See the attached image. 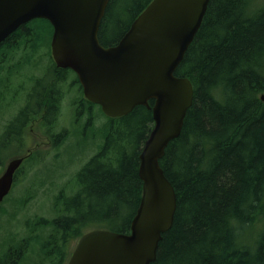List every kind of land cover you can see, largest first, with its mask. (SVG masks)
I'll use <instances>...</instances> for the list:
<instances>
[{
    "label": "trees",
    "instance_id": "trees-1",
    "mask_svg": "<svg viewBox=\"0 0 264 264\" xmlns=\"http://www.w3.org/2000/svg\"><path fill=\"white\" fill-rule=\"evenodd\" d=\"M150 1L110 0L99 43L115 45ZM48 33L51 25L34 19L0 43V116L9 75L18 63H32ZM175 75L190 80L194 95L180 135L160 160L177 204L152 264H264V0H209ZM38 92L37 87L34 95ZM40 100L33 99L31 107L37 109ZM101 115L104 129L87 133L101 139L99 147L71 177L75 193L56 195L55 217L37 216L22 233L3 235L0 264H26L31 255L32 264H65L72 241L91 222L128 233L141 197L138 156L152 128L151 111L137 106L122 117ZM16 123L0 131V171L23 150ZM38 152L22 163L20 173L24 165L26 170L42 162Z\"/></svg>",
    "mask_w": 264,
    "mask_h": 264
},
{
    "label": "water",
    "instance_id": "water-1",
    "mask_svg": "<svg viewBox=\"0 0 264 264\" xmlns=\"http://www.w3.org/2000/svg\"><path fill=\"white\" fill-rule=\"evenodd\" d=\"M110 0H0V43L18 27L44 19L52 27L51 56L77 75L83 94L109 118L135 107L151 111L153 126L140 153L141 197L128 233L93 229L76 242L66 264H152L162 235L172 226L177 198L160 166L181 132L193 103V86L175 71L198 32L209 0H151L120 40L99 43ZM264 100V96H261ZM152 101V105L149 104ZM24 157L0 174V205Z\"/></svg>",
    "mask_w": 264,
    "mask_h": 264
},
{
    "label": "rangeland",
    "instance_id": "rangeland-1",
    "mask_svg": "<svg viewBox=\"0 0 264 264\" xmlns=\"http://www.w3.org/2000/svg\"><path fill=\"white\" fill-rule=\"evenodd\" d=\"M126 18L130 17L128 16ZM126 20L128 21L129 19ZM50 38L51 35L48 33L44 39V45L42 48L43 52L48 50ZM45 62L46 59L43 60V62L42 59L40 60L41 67ZM33 72H37L36 67L24 64L20 69V77H18V75L15 76L14 74L9 75L11 88H16V86L22 82L27 87L29 82L28 78ZM23 97L24 95L22 93H18L14 100L17 99V102H19ZM14 100L9 99L6 103L7 106H3V112L6 116H9L12 113ZM99 114L101 116L100 112ZM101 117L104 118L103 116ZM70 118L72 117H67L65 121ZM4 123L5 122H0V131L2 130L1 128ZM67 126L70 129V133L66 142H64L62 146L59 144L60 147L58 146L57 148L53 147L50 149L39 150V154H44L42 162L35 166H29L26 170V165L23 166L24 169L18 176V178H20L19 182L18 180L15 181L9 195L4 199L1 204L2 206L0 207V238L9 232L22 233L26 221L29 219H34L37 216L48 219L55 217L53 200L56 195L61 190L64 191L66 195L75 193L71 191V188L73 187L71 177L74 176L88 159L96 153L101 139L99 137H92L88 134L87 138L82 140L81 136L78 134L81 131L82 126L80 128L78 126L72 127L69 124H67ZM29 133L30 132L28 131V134ZM34 135L35 137H32L33 139L29 140V144L21 151L23 154L27 149L35 147L36 144H41V146L45 148L46 141H43L42 138L36 137L39 135V132L35 127ZM71 135H74V137H71ZM30 162H33V158L30 159L27 165H29ZM2 170L3 168L1 171ZM24 199L25 202L21 205ZM121 223L122 221H120L116 227ZM85 227L82 229V232L92 229L113 228V226H110L105 222H91ZM76 242L77 239L72 241L71 250L74 248ZM34 259L35 256L31 255L30 259L26 261V264H32V260Z\"/></svg>",
    "mask_w": 264,
    "mask_h": 264
},
{
    "label": "flooded vegetation",
    "instance_id": "flooded-vegetation-1",
    "mask_svg": "<svg viewBox=\"0 0 264 264\" xmlns=\"http://www.w3.org/2000/svg\"><path fill=\"white\" fill-rule=\"evenodd\" d=\"M40 48V52L33 57L32 63L29 64L36 67L37 72H33V76H29L27 87L22 82L14 89L11 88V85L6 88L8 100H14L18 93L24 95L23 99L19 102H17V99L14 100L12 113L9 116L5 114L0 116V122H5L2 126L10 124V127H12L17 122L18 135H21V137L20 135L18 137L23 142V144L19 143L18 146L23 149L29 144V140L35 137L34 127L37 128L39 135L36 137L46 141V145L43 148L41 144H36L35 147L27 149L25 154L29 152V155L30 151L32 153L35 150L50 149L59 145L61 139L70 133L67 124L72 127L78 126L79 128L82 126L81 131L78 133L82 140L85 139L86 134L94 127L104 129L102 125H105V119L99 114V112L102 113L100 106L84 97L82 86L74 71L69 68L58 67L55 64L51 56L50 44L48 46L49 51L43 52V47ZM41 59L42 62L46 59L42 67L40 65ZM17 66L18 68L16 67L13 72L15 76L18 75L20 77V66L22 65L18 63ZM37 87L40 88L41 92L34 95ZM37 97L42 100H40V105L36 107L37 109H34L31 107V104L34 102L33 99L35 100ZM21 116L22 118L20 119ZM67 117L72 118L65 121ZM28 131L30 132L29 134ZM90 136L93 137L94 134ZM71 137H74V135H71ZM16 143L17 140L14 139V144ZM16 152L12 157L24 155L22 152ZM20 169L21 167H19L15 174H20Z\"/></svg>",
    "mask_w": 264,
    "mask_h": 264
}]
</instances>
